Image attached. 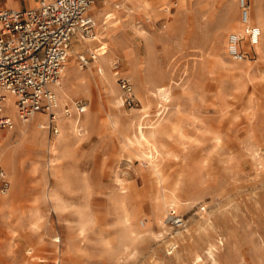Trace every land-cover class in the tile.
Segmentation results:
<instances>
[{"label":"rangeland","instance_id":"rangeland-1","mask_svg":"<svg viewBox=\"0 0 264 264\" xmlns=\"http://www.w3.org/2000/svg\"><path fill=\"white\" fill-rule=\"evenodd\" d=\"M239 2L101 0L89 9L94 23L68 51L79 45L66 61L76 69L61 78L70 99L55 112L61 123L66 110L80 117L85 132H67L68 145L50 153L61 132L46 116L26 124L34 141L26 132L18 142L15 118L0 130V139L11 133L0 147L14 151L0 159L8 183L0 195L11 197L0 210V264H194L196 254L211 264L208 253L218 264H264L263 25L256 47L239 40L237 54L228 49L244 11L255 21L261 9L264 21V0ZM100 47L108 50L101 66L92 54ZM160 86L169 89L163 103ZM6 107L13 113L12 100ZM140 124L155 130L153 159L137 141ZM171 187L189 204L173 207L181 228L161 207ZM184 226L182 240L170 239Z\"/></svg>","mask_w":264,"mask_h":264},{"label":"built area","instance_id":"built-area-1","mask_svg":"<svg viewBox=\"0 0 264 264\" xmlns=\"http://www.w3.org/2000/svg\"><path fill=\"white\" fill-rule=\"evenodd\" d=\"M35 2L34 7L23 11L0 8V130L14 125L6 111V97L11 96L20 122L28 123L34 116L44 115L49 129L57 133L58 97L53 88L62 75L73 38L86 33L93 24L88 12L96 1ZM240 7L245 8L244 0H240ZM243 20H247L245 11ZM258 33L256 28L250 31L252 36ZM230 41L236 42L234 38ZM122 88L129 90L123 80ZM76 110L81 114L85 107L79 103ZM65 113L70 116L68 110ZM7 188L0 170V190L6 192ZM168 220L175 228L184 224L173 211L168 213Z\"/></svg>","mask_w":264,"mask_h":264},{"label":"bare ground","instance_id":"bare-ground-1","mask_svg":"<svg viewBox=\"0 0 264 264\" xmlns=\"http://www.w3.org/2000/svg\"><path fill=\"white\" fill-rule=\"evenodd\" d=\"M139 3V2H138ZM240 3V2H239ZM240 5V4H239ZM142 7H143V9H145V10H147L148 8H149V5H148V3H144L143 5H142ZM91 8V7H90ZM227 10H230V8L229 9H227ZM226 10V11H227ZM231 11V10H230ZM148 12V11H147ZM229 12L227 11V13H226V15L228 14ZM233 13H235V12H233ZM246 14H247V12H246ZM260 14H262V11H261V9H259V10H257V12L255 13V15H256V17H255V21H253V18H252V16H250L249 18L247 17V20L246 21H244L243 20V18H242V20H243V22L241 21V22H239L240 23V28H241V31H239V32H237V31H233L234 32V34L236 35H230V37L231 38H234L235 40H236V42L235 43H232L231 41V43L228 45V49L230 50V52L231 53H233V54H237V52H238V45H237V42L239 41V40H243V44L244 45H250V47L251 46H253V45H255V47L259 44V38L261 37V30L260 29H263L262 28V25H263V27H264V21H263V19H262V17H261V15ZM112 15L113 14H110V13H101L100 12V14H99V16H102L103 18V21L104 20H111V17H112ZM228 15H230V14H228ZM232 15V14H231ZM227 16L225 19H227L228 18V22H232V23H234V22H236V19L233 17V15L232 16ZM92 19V18H91ZM92 22H93V19H92ZM238 22V21H237ZM94 23V22H93ZM238 24V23H237ZM258 24H261V28H259L258 26H255V25H258ZM93 25V24H92ZM260 26V25H259ZM167 27V26H166ZM252 28H256V29H258V31H259V33H258V35H254V36H252L251 34H250V31H251V29ZM95 39V38H94ZM92 40V39H91ZM97 40V39H96ZM245 41V42H244ZM89 42V41H88ZM87 42V43H88ZM92 42V41H91ZM78 48H79V45L78 44H73V48H72V53H71V55H69V57H68V59H69V61L70 60H72V58H74L73 56L77 53V50H78ZM122 49V48H121ZM69 51V50H68ZM108 51V50H107ZM107 51L105 50V47H100V48H97V50L96 51H94V52H92V54L94 55L93 56V58L95 59V60H98V63H99V65H100V62H99V59H101V58H104V57H106L105 55H106V53H107ZM108 54H109V52H108ZM241 58V57H240ZM81 60H84V59H82V57L80 58ZM74 60V59H73ZM107 60V59H106ZM67 63V62H66ZM95 66V65H94ZM101 66V65H100ZM76 69L73 65H72V63L71 62H69L67 65L65 64V67H64V70H63V72H62V75H61V77H60V79H59V81H58V83L54 86V91L56 92V95L58 96V101H59V106L61 105V104H64V105H66L67 104V100H69L70 99V97L68 96V94H67V90L66 89H64L63 88V86H62V83H61V80L62 79H68V76H69V71L71 70V69ZM153 68V67H152ZM66 70V72H64ZM95 71H97V69L95 70ZM64 74V75H63ZM70 74H71V71H70ZM100 75V74H99ZM85 77V76H84ZM62 78V79H61ZM155 83V82H154ZM170 84V83H169ZM172 85V84H171ZM167 86H169V85H167ZM168 88H166L165 86H160V87H156L155 88V94H156V96L158 95V97H159V99H160V102H165L166 100H167V98H168ZM8 98H11V100H12V108H13V99H12V97L11 96H7L6 97V101H7V99ZM154 98V97H153ZM7 103V102H6ZM122 103V102H121ZM162 105H164V104H162ZM162 105L160 106V107H162ZM67 106V105H66ZM162 109V108H161ZM163 111H164V109H162ZM7 111V113L12 117V118H15V119H17L16 118V116H15V114H14V108H13V113H11L10 114V112H8V109L6 110ZM160 112V111H159ZM161 113V112H160ZM166 113H167V111H166ZM12 114H13V116H12ZM58 114V113H57ZM60 114V113H59ZM162 114V113H161ZM85 115V114H84ZM36 116H44V115H36ZM61 116V115H60ZM59 116V117H60ZM63 116V115H62ZM45 117V116H44ZM70 116H67V117H64L65 119H63L62 121V123H61V120L57 117V121H56V123H57V125H58V128H59V130H60V132L61 133H59L58 135H56L57 137L56 138H54L55 140H54V142L52 143L51 142V144L52 145H50V150H49V152L51 153V152H53L54 151V149L56 148L55 147V145L57 144H61V146L63 145V147H66L67 145H68V142L70 141V138H68L65 134H67V132H71V133H73V134H71V135H74V136H77V137H79V136H82V133H84L85 131H84V125H85V123L81 120V118L80 117H78V118H69ZM77 117V116H76ZM33 119H35V116H34V118ZM32 119V120H33ZM18 120V119H17ZM31 120V121H32ZM87 120V119H86ZM13 121H14V119H13ZM19 121V120H18ZM30 121V122H31ZM17 123V122H16ZM84 123V124H83ZM27 124V123H26ZM26 124L25 123H23V122H20V123H18V133L20 134V137L18 138V142H21V141H23V137L22 136H24L25 134H27L28 133V137H29V139L31 140V141H34L36 138H38L37 136H38V132L36 131V130H34V129H30V128H26ZM61 125H62V127H61ZM143 125V124H142ZM141 124L140 125H138V128H137V141L139 142V141H141V142H143V146H145V149H147L148 150V153H147V158L148 159H153V157H154V154L157 152V150H156V147H154V144L152 143V141H153V139H155V137H156V133H155V130L150 126V127H147V126H142ZM37 127V126H36ZM159 127V126H158ZM38 128V127H37ZM42 129L44 128V127H41ZM45 129V128H44ZM27 132V133H26ZM11 133H9L7 136H5V137H2L1 139H0V142H3V140H5V139H7L8 137L10 138V135ZM69 135V134H68ZM15 136V135H14ZM18 137V136H17ZM76 138V137H75ZM15 139V138H14ZM13 139H11V141H12ZM77 140V139H76ZM41 141L42 142H44L45 141V139L42 137L41 138ZM160 141V140H159ZM41 142V143H42ZM50 142V141H49ZM76 142V141H75ZM15 143V142H14ZM31 143V142H30ZM78 143V142H77ZM126 143V142H125ZM135 143V142H134ZM46 144V143H45ZM138 144V143H137ZM14 145V144H13ZM33 145V144H32ZM56 145V146H57ZM130 145V144H129ZM133 145V144H132ZM135 145V144H134ZM133 145V146H134ZM139 145H140V143H139ZM138 145V146H139ZM4 146V145H3ZM31 146V145H30ZM4 147H6V146H4ZM62 147V148H63ZM135 147H137V145H135ZM8 148H9V146H8ZM7 148V149H8ZM129 148V147H128ZM4 149V148H3ZM2 149V146L0 147V159H1V157H3V158H5L6 159V161H11L12 159H13V152L12 151H9V152H7V153H5V151ZM6 149V150H7ZM22 149V148H21ZM61 149V148H60ZM130 149V148H129ZM19 150V149H18ZM136 150V149H135ZM146 150V151H147ZM59 151V150H58ZM15 152H16V150H15ZM145 152V151H144ZM16 153H18V152H16ZM16 155V154H15ZM53 156H54V154H52ZM60 156V155H59ZM146 156V155H145ZM1 161V160H0ZM6 161H5V163H6ZM15 161V160H14ZM150 161V160H149ZM8 163V162H7ZM7 163H6V165H7ZM10 163V162H9ZM16 165V164H15ZM9 166V165H8ZM14 166V165H13ZM12 167V166H11ZM20 168H21V166H20ZM16 171V170H15ZM51 173V172H50ZM76 173V172H75ZM77 174V173H76ZM80 176V175H79ZM67 178V177H66ZM81 178V177H80ZM55 182V181H54ZM190 182V181H189ZM187 183V182H186ZM189 184V183H188ZM187 184V185H188ZM180 185V184H179ZM190 186V185H189ZM188 186V187H189ZM164 187H166V186H164ZM168 187V186H167ZM177 187H178V185H177ZM172 188V187H171ZM14 190V189H13ZM12 190V191H13ZM168 191V192H167ZM167 191H165V192H167V193H165V194H169L168 195V198H164L163 199V202H162V205H161V207H163L162 209H165L166 210V208L167 207H171V208H169L170 209V212L171 211H173L175 214H177L174 210L175 209H173V207H183V208H185V209H187L188 208V206H189V204H187V202L186 201H181V200H179V198L177 197V192H176V188L175 187H173L172 189H170V190H167ZM164 193V192H163ZM3 194V193H2ZM10 198L11 197H7V196H2V195H0V210H4L5 208H7L8 207V205L11 203V201H10ZM49 202V201H48ZM189 203V202H188ZM159 204H160V202H159ZM191 204V203H190ZM156 206V205H155ZM158 206H160V205H158ZM10 208V207H9ZM190 208V207H189ZM161 209V210H162ZM160 210V209H159ZM3 212V211H2ZM161 212V211H160ZM164 212V211H163ZM163 212H161V213H163ZM178 215V214H177ZM28 216V215H27ZM30 216V215H29ZM209 215H207V217H204L203 218V220L205 221V222H207L208 220H209V217H208ZM17 218V217H16ZM160 218V217H159ZM162 219V218H161ZM159 221V220H158ZM165 221V220H164ZM160 223V225H162V222L160 221L159 222ZM2 224V223H1ZM202 224V221L201 220H195V219H190V227H192V228H200L199 226H202L201 225ZM209 225H211V221L209 222ZM163 226V225H162ZM212 226V225H211ZM160 227V226H159ZM210 228H213V227H210ZM158 229V228H157ZM10 230V229H9ZM188 228H186V226H184L183 227V230H181V231H179V230H177V232H176V237H173V236H171L170 237V239H173V240H182L183 238H184V236H185V234L188 232ZM207 230V229H206ZM166 233V232H165ZM255 235V234H254ZM155 240V239H154ZM172 240V241H173ZM55 241H57V240H55ZM134 241V240H133ZM60 242V241H59ZM255 243V242H254ZM172 245H175L174 243H172ZM212 247V246H211ZM264 249V248H263ZM127 250V249H126ZM128 251V250H127ZM132 252V251H131ZM196 254V253H195ZM210 256H209V259H210V262H211V264H218L217 263V260L214 258V256L211 254V253H208ZM129 255V254H128ZM261 255H263L264 256V254L262 253ZM117 260V259H116ZM201 258H200V255H195L194 257H193V263L194 264H199V262H201ZM116 262V261H115ZM209 262V263H210Z\"/></svg>","mask_w":264,"mask_h":264},{"label":"crops","instance_id":"crops-1","mask_svg":"<svg viewBox=\"0 0 264 264\" xmlns=\"http://www.w3.org/2000/svg\"><path fill=\"white\" fill-rule=\"evenodd\" d=\"M95 1L96 2H99L101 0H95ZM107 1L108 2H111V1H117V0H107ZM120 1L121 2H124V3H129V2H132L134 0H120ZM35 4H36L35 0H0V8H2V9H10V10H16V11H23V10L30 9V8L34 7ZM91 7H94V5L91 6ZM10 100H11V98H8L7 99V102H9ZM36 117H38V116H35V118Z\"/></svg>","mask_w":264,"mask_h":264}]
</instances>
